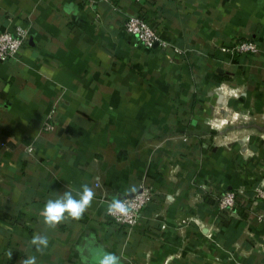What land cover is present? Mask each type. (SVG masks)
Returning a JSON list of instances; mask_svg holds the SVG:
<instances>
[{
  "label": "crops",
  "instance_id": "1",
  "mask_svg": "<svg viewBox=\"0 0 264 264\" xmlns=\"http://www.w3.org/2000/svg\"><path fill=\"white\" fill-rule=\"evenodd\" d=\"M132 14L168 44L125 30ZM18 25L0 60V264H82L81 249L91 264H264V0H0V31ZM245 38L258 52L223 49ZM143 183L140 221L117 223L109 204ZM84 184L82 218L49 228L47 200ZM230 188L234 211L216 197Z\"/></svg>",
  "mask_w": 264,
  "mask_h": 264
},
{
  "label": "built area",
  "instance_id": "2",
  "mask_svg": "<svg viewBox=\"0 0 264 264\" xmlns=\"http://www.w3.org/2000/svg\"><path fill=\"white\" fill-rule=\"evenodd\" d=\"M124 28L128 32L134 34L142 43L147 46H153L155 43H160L166 46L168 43L161 38L160 34L152 23L146 18L139 14L128 15L124 21ZM27 36V28L18 25L15 30H1L0 31V60L6 61L9 58L16 57L18 55L19 49L24 43ZM223 49L239 51L243 53L254 54L258 52V43L250 38L240 39L235 42L231 47H224ZM235 94H239L238 91ZM54 122L48 121L45 128L50 130L54 128ZM29 151H33L34 147L29 145L27 147ZM258 197H264V191L260 188L258 189ZM155 189L151 185L142 184L139 189L133 194L123 196L118 199L125 204L127 208L126 214L115 213L110 214V216L119 224L126 226H134L140 221L142 213L148 203L154 198ZM173 199V196H171ZM219 207L221 209H226L229 211H234L235 207L238 205V193L235 190H226L220 193L219 197ZM258 218L264 220V213H259ZM219 262L215 264H223L218 258Z\"/></svg>",
  "mask_w": 264,
  "mask_h": 264
},
{
  "label": "clouds",
  "instance_id": "3",
  "mask_svg": "<svg viewBox=\"0 0 264 264\" xmlns=\"http://www.w3.org/2000/svg\"><path fill=\"white\" fill-rule=\"evenodd\" d=\"M73 189L68 186V190L55 199H49L45 203L40 215L43 217L44 223L49 228H55L58 224L67 218L79 220L82 218L85 211L91 206L94 199V191L88 184L82 185V191L73 194ZM78 197V198H77ZM110 214L121 213L126 214L127 208L120 200L114 199L108 206ZM31 245L35 247L37 252L42 253L48 247L49 240L46 235L36 233L33 235ZM82 264H91L88 255L84 254V249H81ZM13 253L9 252L8 256L11 259ZM96 264H121V257L115 253L104 252L101 255L94 257ZM21 264H37L35 255H27L23 258Z\"/></svg>",
  "mask_w": 264,
  "mask_h": 264
},
{
  "label": "rangeland",
  "instance_id": "4",
  "mask_svg": "<svg viewBox=\"0 0 264 264\" xmlns=\"http://www.w3.org/2000/svg\"><path fill=\"white\" fill-rule=\"evenodd\" d=\"M250 39H251V38H250ZM230 121H231V120H229L228 118H225V117H224V118H221V120H219V122H217L216 126L224 127L225 125H228ZM232 122H233V120H232ZM209 146H210V143H208V142H204V143H203V147H205V148H209ZM260 188L264 191V183H263V182H261V183H259L258 185H256V187H255V189H254V192H255L254 196H255L256 199L264 200V197H263V198L258 197V193H259V190H258V189H260ZM226 190H235V189L230 188V189H226ZM226 190H224V191H226ZM224 191H222V192H224ZM235 191H236V190H235ZM222 192H220V193H222ZM220 193H219V192L216 193L217 200H218V197H219ZM218 203H219V200H218ZM235 209H236V207H235ZM259 213H264V211H260V212H258L257 215H258ZM258 219H259V218H258ZM259 220H260V219H259ZM262 220H263V219H262ZM263 221H264V220H263Z\"/></svg>",
  "mask_w": 264,
  "mask_h": 264
}]
</instances>
